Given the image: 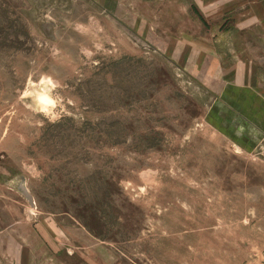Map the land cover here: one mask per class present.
Masks as SVG:
<instances>
[{
	"label": "rangeland",
	"instance_id": "obj_1",
	"mask_svg": "<svg viewBox=\"0 0 264 264\" xmlns=\"http://www.w3.org/2000/svg\"><path fill=\"white\" fill-rule=\"evenodd\" d=\"M0 264H264V0H0Z\"/></svg>",
	"mask_w": 264,
	"mask_h": 264
},
{
	"label": "bare ground",
	"instance_id": "obj_2",
	"mask_svg": "<svg viewBox=\"0 0 264 264\" xmlns=\"http://www.w3.org/2000/svg\"><path fill=\"white\" fill-rule=\"evenodd\" d=\"M40 99H41V100H44L45 98H43V97H40Z\"/></svg>",
	"mask_w": 264,
	"mask_h": 264
}]
</instances>
